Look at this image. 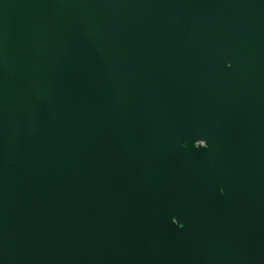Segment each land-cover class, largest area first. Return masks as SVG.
Returning <instances> with one entry per match:
<instances>
[{"label": "water", "instance_id": "obj_1", "mask_svg": "<svg viewBox=\"0 0 264 264\" xmlns=\"http://www.w3.org/2000/svg\"><path fill=\"white\" fill-rule=\"evenodd\" d=\"M0 264H264V0H0Z\"/></svg>", "mask_w": 264, "mask_h": 264}]
</instances>
